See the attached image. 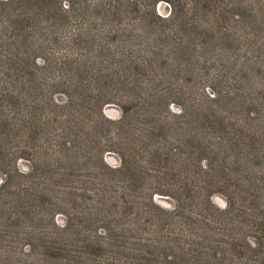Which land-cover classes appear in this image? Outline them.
<instances>
[{
    "label": "rangeland",
    "instance_id": "1",
    "mask_svg": "<svg viewBox=\"0 0 264 264\" xmlns=\"http://www.w3.org/2000/svg\"><path fill=\"white\" fill-rule=\"evenodd\" d=\"M103 1L0 0V264H264V0H117L101 35L58 33L15 77L18 37ZM51 58L92 81L55 84Z\"/></svg>",
    "mask_w": 264,
    "mask_h": 264
},
{
    "label": "trees",
    "instance_id": "2",
    "mask_svg": "<svg viewBox=\"0 0 264 264\" xmlns=\"http://www.w3.org/2000/svg\"><path fill=\"white\" fill-rule=\"evenodd\" d=\"M2 4H5V3H2ZM44 4H45V1H44ZM62 4H63V6L67 7V8H63V9H65L64 11L62 10ZM66 4H67V6H66ZM133 4L136 5L135 3H133ZM130 5H132V4H130ZM130 5H126V4H122L121 5V4H119V2L117 0H104L103 2H101L100 4H97V5H95V4L90 5V4L84 3L82 5V7L80 8V11H77L78 12V25H76V26L80 28L79 31H78L79 28L76 27V30H75L74 33L73 32H67L66 30L69 28L70 23H69V25L66 26V24L65 25L62 24V21H61L60 24H50V25H47V22H45L44 26H40V25L36 26V29H35L36 33L40 32V33H37V34L40 37H44V39L42 41H39L37 44H33L32 42H30V40L28 39V36H26L25 38H23L21 36L18 37V40L15 41V45L14 46L12 45V48L10 50V53H13V54L10 55V59H13V60L15 59L16 60V65L18 66V69L15 70V77L22 75L20 69H21V67L22 68L24 67L23 65H25L23 63V61H25L24 59H25L26 54L27 53H31L32 51H37L39 49L45 50V47L43 46L44 45L43 43L46 44L48 39H51L52 36L55 37L59 33V35H57V40H58L59 37H61V41H66V40L69 39V36H70L71 33L72 34L70 36V39L71 38H75V37L76 38L82 37L85 34V31H86L85 29H89V31H93L94 33L95 32L98 33V31H99V33L101 35L103 30H102V27L100 26V24H98V21H102V23L104 21L111 22L113 20V18H115L117 16H125V14L129 10V6ZM196 5H197V7H194L193 11L200 10V2L197 3ZM202 5H203V8L205 10L208 8L207 3H202ZM136 6H138V5H136ZM34 9L37 10V8H34ZM67 9H69V3L67 1L65 3L61 2L60 7L58 5L59 18L61 20L64 19L65 22H67L69 20L70 16H71L69 14L70 10L67 12L66 11ZM44 11H45V9H44ZM184 11H186L185 8H184ZM177 13H178V11L174 7L173 10L171 9V12H170L169 16L171 18H173ZM154 16L159 19V17L156 14H154ZM45 20H46V18H45ZM94 24H97L96 26L99 27V30H93ZM91 26H92V29H91ZM5 30H6V28L3 29L2 33H1V37H3V35H4V38H5V33H8L7 31L5 32ZM72 30H73V28H72ZM76 31H78V32H76ZM63 35L67 36L65 40L63 39L64 38ZM20 38H22V39H20ZM99 44H100V41H98V46H94V48H96L95 51L99 50ZM13 60H12V62L14 63ZM66 60L67 59H62L61 62L60 61L53 62V60L51 58L50 60L42 61V63L44 64V66L46 68L47 67H51V65H54L55 70L58 69L56 67L57 66L56 63L64 64V61H65V64L67 66L66 69L64 70L62 66L59 67V69L63 71V75H65L64 79H61L58 82H54L55 84L57 83V84H59V85H61L63 87H68V85L71 84V83L81 84V83H84L87 80H88V82L92 81V78H90V77L87 78V79L85 78V80H84V78L82 79V78H79L78 76L76 77V75L73 74V70H70V66L73 65V67H77V64L74 63V64H71V65L68 66V62ZM37 65L38 64H36L35 67L39 66V65L38 66ZM13 66L17 67L14 64H13ZM39 68H40V66H39ZM25 80L28 81V83H24L22 85H24V89H28V95H31V97L32 96L35 97L37 95L44 94L45 90H44L43 83L45 81L43 79L38 81L36 76L33 73H29V76L27 78H25ZM17 85H18L17 83H13V82L10 83L8 85L10 87L9 90H12V87H15V89H17ZM3 91H1L2 94L7 93V92H3ZM5 95H7V94H5ZM14 97H16V96H14ZM213 97L214 96H211L210 98H213ZM34 99H35V102L38 103V104H41V105L45 104L44 100L39 98V97H38V99H37V97H35ZM111 101L112 100L107 99L104 102H101V104H99L98 111H99V115H101V117L104 118V116L102 115L103 107L106 104L112 103ZM28 102H30V101H28ZM134 102L139 103L140 100H135L134 99L133 103ZM141 102L145 103V105L148 108H151V106H156L157 104H161V103H163V105L165 104V107L167 106V108H168L169 104L175 103V101H173V100H169L168 101L166 97L158 96L154 92H152V94L149 97L147 96L146 98L141 100ZM70 103H71V100H70ZM15 104H17V103H15ZM148 108H147V111L149 110ZM126 116H127V113H126ZM131 117H132V119L137 118L138 117V113L134 112ZM153 118H154V115L148 116L146 118V121L148 123H152V124H153L154 121L156 123H158V120L153 119ZM119 120H121V117H119ZM68 134L69 133L66 132V131L60 133V135L58 137V140L60 141V143L62 145H65L66 139L64 137H66ZM202 150H203V148H201V152H203ZM205 159L206 158L200 157L199 163L200 162L202 163V161H205ZM200 165L206 167L205 164H200Z\"/></svg>",
    "mask_w": 264,
    "mask_h": 264
}]
</instances>
